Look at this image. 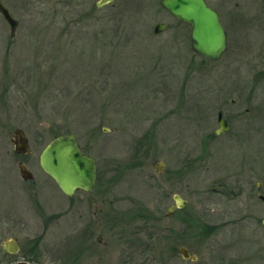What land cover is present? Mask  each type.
I'll return each instance as SVG.
<instances>
[{
    "label": "rangeland",
    "instance_id": "374dc122",
    "mask_svg": "<svg viewBox=\"0 0 264 264\" xmlns=\"http://www.w3.org/2000/svg\"><path fill=\"white\" fill-rule=\"evenodd\" d=\"M97 1L0 0L19 21L11 38L0 15V111H8L0 129H23L36 162L54 137L73 134L98 164L91 202L79 207L82 196L74 197L73 218L70 201L53 185L42 196L62 207L53 215L60 224L45 230L27 211L24 231L0 230V264L9 238L37 244L39 264H264V205L249 199L240 211L237 201L210 192L215 166L208 151H199L189 109L200 93L212 94L208 81L216 76L207 65L198 76L189 28L160 0H115L102 9ZM158 23L169 28L156 34ZM180 33L182 45L170 38ZM186 100L182 113L172 108ZM262 147L258 138L247 152ZM221 154L232 162L241 152L229 147ZM180 190L188 200L183 214H195L198 226L165 217ZM99 191L105 205L95 216ZM98 223L101 232L86 235ZM181 247L197 261L184 260Z\"/></svg>",
    "mask_w": 264,
    "mask_h": 264
},
{
    "label": "flooded vegetation",
    "instance_id": "af4514ba",
    "mask_svg": "<svg viewBox=\"0 0 264 264\" xmlns=\"http://www.w3.org/2000/svg\"><path fill=\"white\" fill-rule=\"evenodd\" d=\"M205 1L218 15L220 26L226 33L227 48L218 60L203 58L190 48L196 61L198 76H201V67L207 65L210 70H213L216 77L208 81L210 87H212L210 88L212 94L203 96L200 93L192 100L193 109L190 108L189 112L193 110V120H195V127L199 131L198 140H196L199 151L204 153L208 151L215 166L216 178L212 181L213 187L210 192L213 195L237 201L242 207L240 211H246L249 209L247 206L249 199L255 198L264 205V157H261L264 148L262 147L263 150L257 149L256 151L252 149L251 152H247L248 148L257 144L258 138L262 139L264 144V0ZM0 3L5 6L3 2ZM5 7L9 10L7 6ZM9 12L19 25V21L12 15L10 10ZM172 18L178 25L188 27L187 24L178 21L174 17ZM6 24L10 28L7 22ZM160 24L166 25L164 31L169 28L166 23ZM17 30L14 36H16ZM189 30L191 32L190 28ZM14 36L11 38H14ZM176 36H178V42L182 45L184 36L180 33L170 38ZM170 41L171 39L168 42ZM198 91L201 92V89L199 88ZM186 102L187 100L178 101L177 104L172 105V108H176L178 113H182L186 108ZM167 108L169 109V105H167ZM2 113L5 114L8 111H0V115H3ZM152 114L154 115V112ZM202 119L204 120L203 123ZM220 121H222L223 126L220 125ZM21 131L28 140L27 148L17 147L16 145L17 133ZM229 147L241 152L240 157L232 162L221 157L223 150ZM43 148L41 149L43 150ZM80 148L86 155L96 161L84 148ZM40 154L38 162L32 159L33 149L30 139L20 127L15 128L12 132L0 129V230L24 231L30 226L26 222L25 215L27 211L36 216L38 224L45 230L50 229L53 225L60 224L53 215L55 210L62 207L55 208L53 202H50L51 206H48L49 202H46L44 196H42L45 194L44 189L47 187L53 185L56 189L59 187L41 169ZM198 161H201L200 156L195 159V162L198 163ZM159 164H162L164 169L165 165L163 163ZM96 165L98 176L97 161ZM156 166L158 164H154L155 169ZM186 167L187 165L184 169ZM178 172L172 173L168 182L172 179H178L180 176ZM97 176L95 186L90 192L77 190L73 196L69 197L58 189L70 201L66 207L67 216L73 218L75 206L73 200L77 195L82 196L79 207L90 204L91 200L88 197L95 192L98 184ZM182 192L180 190L173 193V203L167 208L164 215L167 219L175 220L179 226L190 223L198 226L200 223L195 214H183L188 205V200L184 198ZM201 193L204 195L208 191ZM102 194L99 191L95 196L98 199L95 206V216L102 213V207L105 205V197ZM176 197L185 201L186 205L179 207L175 200ZM171 207L174 210L171 215L167 216V212ZM262 219L261 223L264 227ZM95 232H101L100 223L92 231L87 229L86 235L92 236ZM95 239L97 243L101 244L103 237L99 234ZM5 241H15L17 252L11 253L5 250L3 243L4 264H16L23 261L30 264H39L37 262L39 259L37 244L32 243L27 248L23 247L16 238H9ZM89 242V238L85 239L84 245ZM182 248L185 247L178 249L179 255ZM180 256L182 257V255ZM91 257V255H88V258Z\"/></svg>",
    "mask_w": 264,
    "mask_h": 264
},
{
    "label": "water",
    "instance_id": "95a60500",
    "mask_svg": "<svg viewBox=\"0 0 264 264\" xmlns=\"http://www.w3.org/2000/svg\"><path fill=\"white\" fill-rule=\"evenodd\" d=\"M115 0H99L96 3L98 9ZM163 9L169 12L178 21L187 24L191 29L190 42L191 49L203 58L218 60L226 50V33L220 26L217 13L210 8L205 0H160ZM0 14L9 24L11 36L15 35L18 22L11 16L9 10L0 3ZM166 25L157 24L154 33L164 31ZM220 125L223 126L222 121ZM17 147L27 148L28 140L23 132L17 133ZM41 169L54 180L65 195L71 197L77 190L90 192L95 186L97 176L96 161L86 155L77 142L73 134L61 135L49 142L39 157ZM157 172L163 171V165L156 166ZM179 207H184L186 202L180 198H175ZM174 208L171 207L167 216L171 215ZM263 225H264V219ZM15 242V241H14ZM13 241H5V250L11 253L17 252V245ZM180 255L186 260H197L195 255H189L186 248L180 249ZM16 264H30L27 262H17ZM36 264V263H35Z\"/></svg>",
    "mask_w": 264,
    "mask_h": 264
}]
</instances>
